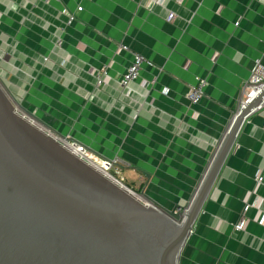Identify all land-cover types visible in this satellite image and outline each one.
<instances>
[{
	"label": "crops",
	"instance_id": "1",
	"mask_svg": "<svg viewBox=\"0 0 264 264\" xmlns=\"http://www.w3.org/2000/svg\"><path fill=\"white\" fill-rule=\"evenodd\" d=\"M135 54L154 66L127 95L121 80ZM257 61L263 0H0V75L21 104L54 133L119 158L126 185L169 211L192 202ZM200 79L204 98L192 105ZM263 214L264 105L244 121L179 264H264Z\"/></svg>",
	"mask_w": 264,
	"mask_h": 264
},
{
	"label": "water",
	"instance_id": "2",
	"mask_svg": "<svg viewBox=\"0 0 264 264\" xmlns=\"http://www.w3.org/2000/svg\"><path fill=\"white\" fill-rule=\"evenodd\" d=\"M14 99L0 86V264H179L244 121L264 105V88L237 113L183 212L120 185L21 115L18 106L52 131Z\"/></svg>",
	"mask_w": 264,
	"mask_h": 264
},
{
	"label": "built area",
	"instance_id": "3",
	"mask_svg": "<svg viewBox=\"0 0 264 264\" xmlns=\"http://www.w3.org/2000/svg\"><path fill=\"white\" fill-rule=\"evenodd\" d=\"M44 1L46 3L60 2V0H44ZM181 1H185V0H179V2ZM161 2L162 1H160V3ZM82 10L83 9L81 7L77 9L78 12H82ZM69 15H70V23L76 21V13L74 14L70 13ZM174 17L175 15L171 14L169 16V20L170 21L173 20ZM144 65L154 66L153 63L147 60L144 56L140 54H135L133 63L128 68L126 74L123 76L121 80V86L123 90L127 92V95H130L132 93V85L138 81ZM102 74L105 76L107 72L104 70ZM98 79H99L98 85H100L102 83L101 76H99ZM206 85H207V81L204 79L202 80L200 79L198 81V84L191 88L187 98L192 105H197L202 101V99L204 98V89ZM247 87L249 89L248 101L254 98L261 91V89L264 88V66L261 64L260 61H257L256 66L247 83ZM246 103H241L239 110H241V108ZM65 138L66 139L58 137L59 140H61L69 148L75 151L80 156V158H82L89 164L99 168L107 176L116 179V181L120 185L127 186L125 184V181L121 177H118L122 174V169L124 168V164L119 158L115 157L113 159H106L100 157L96 155V153H94L91 149L85 147L81 143L77 141H72L70 137H65ZM256 180L258 183H261L263 181L262 171L258 173ZM258 201L259 200L257 199L256 203L254 204H250V203L246 204L239 223L235 225V231L241 232L246 229L247 224L249 222L248 214L253 208H258L257 207ZM260 223L264 225V214L261 216Z\"/></svg>",
	"mask_w": 264,
	"mask_h": 264
},
{
	"label": "rangeland",
	"instance_id": "4",
	"mask_svg": "<svg viewBox=\"0 0 264 264\" xmlns=\"http://www.w3.org/2000/svg\"><path fill=\"white\" fill-rule=\"evenodd\" d=\"M4 83V84H3ZM0 86L2 87V89L5 91V93L9 96V97H13V95L14 96H16V97H18V99L20 100L19 102L20 103H24L23 101H24V99H22V101H21V99H20V97L17 95V90H18V87H16V86H11V85H8L6 82H5V80L4 79H2V77H1V75H0ZM17 91V92H16ZM15 92H16V94H15ZM14 103V102H13ZM25 104V103H24ZM241 106V105H240ZM20 112H22V113H25L23 110H19ZM39 124V123H38ZM40 126H42V125H40ZM43 127V126H42ZM49 132H51L54 136H57V137H59L56 133H54L53 131H51V130H49ZM60 138V137H59ZM123 170V169H122ZM118 177H121V175L120 176H118ZM132 180L131 179H129V178H126V183L125 184H131L132 182H131ZM137 194H139V192H136ZM140 195V194H139ZM139 197H141V196H139ZM142 198H144V197H142ZM181 211H179V212H183L184 211V209H180Z\"/></svg>",
	"mask_w": 264,
	"mask_h": 264
},
{
	"label": "bare ground",
	"instance_id": "5",
	"mask_svg": "<svg viewBox=\"0 0 264 264\" xmlns=\"http://www.w3.org/2000/svg\"><path fill=\"white\" fill-rule=\"evenodd\" d=\"M14 98H15V96H13ZM16 99V98H15ZM14 99V100H15ZM16 101L20 104V105H22L17 99H16ZM18 109L19 110H22L19 106H18ZM18 110V111H19ZM19 113L21 114V115H23L26 119H28V120H30L32 123H34L37 127H39V128H41V129H43L44 130V127H42L43 126V124L42 123H40L39 121H37L35 118H34V116H30V115H28L26 112L25 113H22V112H20L19 111ZM39 124H38V123ZM40 125H42V126H40ZM44 131H46V132H48L49 133V131H47V130H44ZM138 199H140L141 201H143L144 203H149L150 201L148 200V199H145V198H142V197H139L138 196ZM149 205H153L152 203H149ZM154 206V205H153Z\"/></svg>",
	"mask_w": 264,
	"mask_h": 264
}]
</instances>
